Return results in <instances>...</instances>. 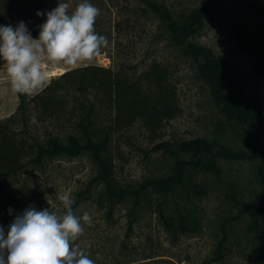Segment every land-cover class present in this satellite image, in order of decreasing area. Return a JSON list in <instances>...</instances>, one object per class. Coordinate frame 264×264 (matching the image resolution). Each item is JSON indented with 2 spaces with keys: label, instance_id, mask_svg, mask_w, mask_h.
I'll return each instance as SVG.
<instances>
[{
  "label": "trees",
  "instance_id": "16d2710c",
  "mask_svg": "<svg viewBox=\"0 0 264 264\" xmlns=\"http://www.w3.org/2000/svg\"><path fill=\"white\" fill-rule=\"evenodd\" d=\"M135 1L158 21L167 44L193 65L196 79L208 89L219 119L213 137L156 144L153 152L170 159L168 173L121 186L115 177L112 138L137 122L152 137L160 136L163 124L176 111L167 70L153 62L139 75L96 65L65 71L34 96L17 94L15 111L0 119V213L8 204L5 192L21 176L43 174L57 159L86 158L92 176L79 195H87L84 201H91L110 226L123 207L127 231L118 251L128 257L126 241L140 214H154L171 243L196 235L202 224L191 197L201 198L204 191L192 176L201 182L212 178L221 185L222 163H245L251 169L245 191H235L234 184L225 181L222 209L226 212L224 217L216 215L209 264H228L232 246H238L245 264H264V97L248 85L238 66L196 41L206 20L215 17L226 0H206L179 15L154 0ZM20 9V0H0V25L15 27L23 21L38 37L39 25L45 21L36 17L31 5ZM105 114L108 124L102 122ZM33 121L50 124L55 131L39 135ZM120 256H113V262ZM153 258L145 256L142 261Z\"/></svg>",
  "mask_w": 264,
  "mask_h": 264
},
{
  "label": "rangeland",
  "instance_id": "374dc122",
  "mask_svg": "<svg viewBox=\"0 0 264 264\" xmlns=\"http://www.w3.org/2000/svg\"><path fill=\"white\" fill-rule=\"evenodd\" d=\"M154 1L174 15L206 2ZM58 2L20 0V10L31 5L35 15L38 11L46 13L54 9ZM79 2L70 0V11ZM90 3L100 9L95 29L108 38V46L93 61L76 67L46 65L49 81L58 76H50L52 71L65 72L87 65L112 67L114 71L121 69L129 74L136 71L137 75L147 70L153 62L165 67L169 89L175 96V116L163 124L158 138L149 135L137 122L115 134L111 148L115 177L121 186L137 184L152 175H165L171 169L170 159L153 152V146L161 142L213 137L219 119L210 101L209 91L196 79L193 65L167 44L158 21L145 7L135 0H90ZM20 14L23 15L22 11ZM36 17L46 20V16ZM196 41L238 66L246 74L248 85L259 97H264V0H226L223 9L215 17L206 20L204 30ZM17 103V94L11 92L5 67L0 64V119L12 114ZM102 122L109 123L106 114ZM31 125L39 135L55 131L50 124L33 121ZM221 167L224 173L221 185L212 178H204L201 182L197 175L192 176V181L201 184L204 191L201 198L191 197L195 202L193 208L202 224L198 234L183 236L176 243H171L156 216L149 212L142 213L134 224L130 239L126 241L128 257L120 256L118 251V245L127 231L123 207L117 209L114 226H110L91 201H84L87 195H79L92 176V166L86 158L57 159L48 165L43 174L30 172L21 176L19 183L12 184L5 192L8 204L5 212L0 213V226H3L6 234L15 216L30 205H34L37 210L49 207L50 210L62 211V204L57 197L68 192L74 199V213L82 216L88 212L92 216L93 226L85 227L78 243L95 260V264H131L128 262L134 260H141L142 264H160L162 260L172 264H209L214 243L213 228L218 221L216 215L224 217L226 212V208L222 209L224 193L228 189L225 181L234 184L235 191H245L243 188L248 187L251 174L250 166L245 163L224 162ZM113 256H120V260L113 262ZM145 256L155 258L142 261ZM227 263L245 264L238 246H232L229 250Z\"/></svg>",
  "mask_w": 264,
  "mask_h": 264
},
{
  "label": "clouds",
  "instance_id": "9594fccd",
  "mask_svg": "<svg viewBox=\"0 0 264 264\" xmlns=\"http://www.w3.org/2000/svg\"><path fill=\"white\" fill-rule=\"evenodd\" d=\"M70 8V0H59L51 11H38L46 20L36 38L23 21L15 27L0 25V64L13 94L31 97L42 91L49 83L46 65L76 67L108 46V38L95 29L100 9L90 0ZM57 199L62 211L30 205L15 216L6 234L0 226V264H95L78 243L85 227L93 226L92 216L76 215L68 192Z\"/></svg>",
  "mask_w": 264,
  "mask_h": 264
},
{
  "label": "bare ground",
  "instance_id": "6f19581e",
  "mask_svg": "<svg viewBox=\"0 0 264 264\" xmlns=\"http://www.w3.org/2000/svg\"><path fill=\"white\" fill-rule=\"evenodd\" d=\"M63 72H64L63 70H60L57 73L55 71H52L50 76H57V75L62 74Z\"/></svg>",
  "mask_w": 264,
  "mask_h": 264
}]
</instances>
